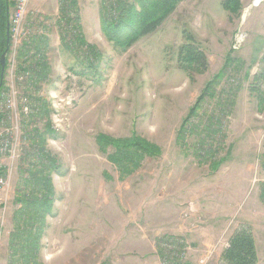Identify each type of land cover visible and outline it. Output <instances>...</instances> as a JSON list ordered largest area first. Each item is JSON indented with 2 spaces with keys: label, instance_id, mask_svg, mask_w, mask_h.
<instances>
[{
  "label": "rangeland",
  "instance_id": "obj_1",
  "mask_svg": "<svg viewBox=\"0 0 264 264\" xmlns=\"http://www.w3.org/2000/svg\"><path fill=\"white\" fill-rule=\"evenodd\" d=\"M74 1L76 9L54 18L32 10L34 52L39 48L44 53L49 70L44 80L32 77L37 90L27 93L31 101H19L24 89L16 87L17 76L11 78L7 56L2 86L9 95L16 93L17 122L9 108V122L0 129L4 139L13 141L0 156V177L12 169L9 185L0 187V264H13L15 200L29 164L22 149L30 144L38 148L29 139L31 133L38 139L37 130L52 133L45 146L60 166L52 174L56 200L42 239V264H120L130 257L151 259L152 254L155 264H186L195 255L193 264H201L206 252L211 253L206 264H220L226 238L244 226L252 228L259 264H264V1L256 0L262 3L254 6V0H240L239 15L226 10L223 0L183 2L160 29L127 49L115 46L103 32L101 8L110 15L116 9L110 0ZM10 2L11 14L14 0ZM71 2L58 0L65 9ZM76 16L79 20L73 21ZM187 32L209 61L208 69L193 77L178 62ZM239 34L243 38L235 49ZM80 35L86 37L84 46ZM33 61L42 69L37 57L20 51L17 71L36 70ZM209 84L215 95H205L187 147H182L180 129ZM101 133L114 138L138 134L160 145L163 153L147 157L122 180L99 149ZM223 157L227 160L213 170V160ZM185 214L191 223L201 224L190 231L212 242L207 250L195 254L191 235L181 236L184 241L177 240L171 251L159 245L171 227L179 232L173 235L189 231L188 222L180 224Z\"/></svg>",
  "mask_w": 264,
  "mask_h": 264
},
{
  "label": "trees",
  "instance_id": "obj_2",
  "mask_svg": "<svg viewBox=\"0 0 264 264\" xmlns=\"http://www.w3.org/2000/svg\"><path fill=\"white\" fill-rule=\"evenodd\" d=\"M105 1L107 2V0ZM183 1L185 0H114L113 5L116 9L113 14L110 15L106 7L101 8L103 32L115 46L127 49L144 36L160 29ZM222 5L233 15H239L242 8L240 0H223ZM75 6L76 1L72 0L71 3L67 4L66 9L61 7V11L64 10V12L69 13L71 8L72 10L76 9ZM10 8V0H0V59L8 47L7 28ZM77 20H79V16L73 19V21ZM74 27L76 33V27L79 29L80 25ZM67 37V32H62L63 42L66 41L64 42L66 47L71 49L72 47L69 45L71 41L68 44ZM185 37L186 42L179 47L178 62L180 69L193 77L194 73H204L208 69L209 61L193 34L187 32ZM78 41L81 45H86L83 35L78 37ZM91 48L93 50L94 47L91 46ZM32 49H35L33 42L30 47L24 46L21 53L25 51L28 56ZM37 51L41 50L38 48ZM37 51L31 57H37L42 69L37 66L38 69L35 74L40 77L39 80H44L49 68L44 53L40 54ZM1 73L0 61V93L3 90ZM222 75L220 74L218 77ZM205 95L212 97L215 95L211 84L207 86L204 94L190 109L180 129L178 143L182 144V147H187V136L193 132V126L195 127L193 121L198 117ZM47 128L50 129L49 126ZM37 134L38 139L36 136L33 138L32 133L29 137L33 143L32 147H35L38 142V148L34 150L31 148V144L28 146L26 157L29 158V161L25 162L29 164L27 165L28 168L22 171L25 177L18 186L15 200L19 207L13 217L14 230L10 240L13 264H42L39 260L43 248L42 239L48 226L47 217L53 214L52 209L56 200L52 174L54 172L59 173L60 166L57 159L45 146L48 140L47 135L52 136V133H48V130L40 133L37 130ZM200 138L203 139L202 136ZM97 143L100 151L106 154L109 161L116 166L122 180L136 172L147 157L155 158L163 153L160 145L138 134L114 138L111 135L101 133L97 136ZM203 159L208 160L209 158L206 156ZM226 160L227 157L213 160V170H217ZM260 197L264 201V181L261 184ZM258 261L256 238L252 228L244 226L237 229L228 240L226 249L222 254V262L224 264H257Z\"/></svg>",
  "mask_w": 264,
  "mask_h": 264
},
{
  "label": "built area",
  "instance_id": "obj_3",
  "mask_svg": "<svg viewBox=\"0 0 264 264\" xmlns=\"http://www.w3.org/2000/svg\"><path fill=\"white\" fill-rule=\"evenodd\" d=\"M32 1L33 0H14V7L10 14V44H9V54L10 60H9V74L11 75V78H15L17 76V88L24 89L23 92L18 95L19 101L24 104L23 100L27 102L28 100L31 101L32 96H28L29 93L33 94L32 91L34 88L37 90L36 83L33 82L32 79L33 76H35L36 70H32L30 67L26 68H16V65L18 63V56L22 48L30 47L31 43L33 42V39L35 37V27L37 26V22H31L29 17L33 13L32 11ZM264 0H262L263 2ZM111 3L114 2V0H110ZM262 2L257 3L256 0H254L253 5L258 6ZM258 4V5H257ZM76 18V17H75ZM243 35L239 34L236 38L234 48L238 49L241 41H242ZM35 50L32 49L29 52L28 57H31ZM34 66L36 65V62L33 61ZM18 67V66H17ZM15 69L17 72V75L15 73ZM37 76V75H36ZM36 79V77H35ZM31 82H33L31 84ZM13 83V82H12ZM33 86V87H32ZM10 90V88H9ZM18 92V91H17ZM11 91H7L3 88V90L0 93L1 99H0V129L2 128L5 121V115H9L8 109L11 108L13 111V119L17 122V109H16V93L13 90L12 95H9ZM28 93V94H27ZM9 95V96H8ZM20 106V109L27 111L28 109L31 110V107H24ZM37 106V104H36ZM19 108V107H18ZM10 118V115H9ZM27 139L24 141V145L27 143ZM13 144L12 138L9 136V140H6L3 138V130H0V156ZM28 151L27 145L23 147L22 154L26 153ZM7 152V151H6ZM17 151L11 156L12 158H16ZM5 175L0 177V187H4L6 185H9L10 181L8 179V174H12V169L5 171ZM192 208V206L190 207ZM185 217H188L187 214H185ZM173 237V238H170ZM183 242L184 239L179 235H170L169 237H164L162 240L159 241V245H161L164 249H168L171 251L176 246V241ZM177 241V242H178ZM211 258V253L206 252L200 259L201 264H206L209 259ZM112 263V262H111ZM111 263H102V264H111ZM114 264V263H113Z\"/></svg>",
  "mask_w": 264,
  "mask_h": 264
},
{
  "label": "crops",
  "instance_id": "obj_4",
  "mask_svg": "<svg viewBox=\"0 0 264 264\" xmlns=\"http://www.w3.org/2000/svg\"><path fill=\"white\" fill-rule=\"evenodd\" d=\"M187 1H190V0H185V1H183L184 3L185 2H187ZM182 2V3H183ZM181 4V3H180ZM179 4V5H180ZM32 10L33 11H39V12H41V13H46V14H52V16H53V18L56 16V15H58V12H61V6L59 5V3H58V0H33L32 1ZM264 13V12H263ZM163 26V25H162ZM161 26V27H162ZM84 31L87 33V30H86V27L84 26ZM85 36V35H84ZM85 39H86V37H85ZM187 218H189V216L188 217H185V216H183V223H180V224H184V223H186V222H188L187 223V226H188V228H189V231L190 230H193V229H195V227L196 226H201V224H199L198 222H195V223H191V221H188V219ZM186 221V222H185ZM180 224H179V226H180ZM179 226H177V228L179 227ZM172 229L173 230H175V228L174 227H171L170 228V230H168L167 232H169V233H179V232H176L177 231V229L175 230V231H172ZM189 231H185V232H183V231H180V236H182V237H189L190 235H191V237H192V240H194L192 243H193V246H194V250H195V254L197 253V251H199V250H203L204 248L207 250V248L206 247H211L212 245V242L211 241H204V238H199V236H196L197 238H195L194 237V235L191 233V231L189 232ZM236 230H234V231H232L231 233H230V235H229V237L228 238H226V243H225V246L227 245V243H228V240H229V238H230V236L235 232ZM168 233V235H172V234H169ZM184 236H183V235ZM145 236V235H144ZM256 238V237H255ZM203 241V242H202ZM256 244H257V246H258V243H257V240H256ZM150 246V245H149ZM152 246L154 247V245L152 244ZM151 247V246H150ZM154 249V248H153ZM221 253H223V251L221 252ZM143 256H145V255H143ZM155 254H152V258L151 259H144V258H141V259H134V258H128V259H122V260H119V261H121V262H118V263H120V264H155ZM259 256V255H258ZM140 256H138V258H139ZM219 257L220 258H218V261H220V264H221V262H222V254L221 255H219ZM196 259H197V257H196V255L193 257V260L192 261H189V262H187L186 264H193L195 261H196ZM259 260H260V257H259ZM188 261V260H187ZM260 262L258 261V263L257 264H259Z\"/></svg>",
  "mask_w": 264,
  "mask_h": 264
},
{
  "label": "water",
  "instance_id": "obj_5",
  "mask_svg": "<svg viewBox=\"0 0 264 264\" xmlns=\"http://www.w3.org/2000/svg\"><path fill=\"white\" fill-rule=\"evenodd\" d=\"M8 32H7V35H8V47L7 49L5 50V52L2 54L1 56V66H2V73H1V85L3 84V79H4V72H5V68H6V64H7V56H8V53H9V44H10V25L8 23Z\"/></svg>",
  "mask_w": 264,
  "mask_h": 264
},
{
  "label": "bare ground",
  "instance_id": "obj_6",
  "mask_svg": "<svg viewBox=\"0 0 264 264\" xmlns=\"http://www.w3.org/2000/svg\"><path fill=\"white\" fill-rule=\"evenodd\" d=\"M257 1H258V0H257ZM257 1H256V2H257Z\"/></svg>",
  "mask_w": 264,
  "mask_h": 264
}]
</instances>
